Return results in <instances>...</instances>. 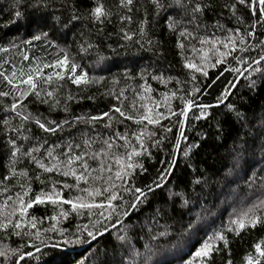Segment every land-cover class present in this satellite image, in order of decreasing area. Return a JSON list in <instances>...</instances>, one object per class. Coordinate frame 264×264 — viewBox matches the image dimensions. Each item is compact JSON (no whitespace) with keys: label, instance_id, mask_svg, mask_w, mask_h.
Returning <instances> with one entry per match:
<instances>
[{"label":"trees","instance_id":"obj_1","mask_svg":"<svg viewBox=\"0 0 264 264\" xmlns=\"http://www.w3.org/2000/svg\"><path fill=\"white\" fill-rule=\"evenodd\" d=\"M16 2L17 0H0V47L16 45L15 48L9 47L7 53L0 52V59L10 61L5 65L6 69L10 70L11 62L24 68L30 63L33 66L51 64L67 52L70 61L79 65L77 75L84 72L89 81L104 78L99 80V83L74 85L66 76L64 87L59 93L61 103L55 110H50L48 104L39 103L33 95H29L23 103L27 104L28 111L33 116H39L44 122L72 121L77 116H100L103 112H109L112 105L120 106L113 98L120 89H124L123 108L126 112H143L142 108L129 107L135 101L137 106L146 103L153 110L150 115L161 113L159 123L148 124L145 120L138 125L119 118L118 113L110 112V116L119 118L123 123L115 124L113 129H106L104 124L107 123V118L91 124L78 122L65 127L63 132L58 130L55 135L44 133L34 122H26L33 140L43 137L49 139L50 143H65L80 138L82 133L95 136L96 133L111 134L114 130L123 133L125 129L130 132H139L142 129L147 151H141L139 156H134L132 162L143 165L145 171L137 167L129 177L131 184L142 189L151 184L156 179L157 172L167 167L166 162L173 158V145L176 143L177 132L180 131L176 121L181 117L171 115L169 108L172 112H178L183 107L180 97L187 98L189 93L195 97L197 104L215 105L217 97L228 86L229 81L235 82L230 69L247 67L246 64H237L233 59V56L248 54L241 52L233 53V56H228L222 64L213 67L216 57L211 52L208 53V58L202 61L198 53L191 52L189 41L179 37V28L171 31L167 27L168 16L180 20L182 25L187 26L189 31L197 36L196 40L191 41L197 48L200 47L199 36L215 35L223 38L228 35V29L236 28L243 34L245 27L252 24V19L243 11L242 6H238L237 16L243 18V23H237L236 17L223 7V4L232 0H200L204 5L203 11L197 14V19L191 24L187 23L191 16L185 9L176 5L174 0H162L166 7L158 14H154L153 6L148 0H134L130 13L131 24L119 20V15L125 14V10L118 7V0H99L106 10L113 13L110 22L109 19L102 18L103 23L93 22L88 17L89 10L96 6L95 0H50L46 8L42 5L31 7L35 0H23L18 10L24 15L13 23V13L17 10L14 7ZM183 3L187 4L188 0H183ZM141 5L143 8L138 12L137 8ZM145 10L148 21L145 25L146 35L141 38L137 34L131 41L124 40L120 29L138 33V20L144 18ZM73 14L78 19L72 20ZM248 30L251 28L248 27ZM40 32L48 33L47 41L50 43H46L44 38L31 41V37ZM178 38L184 43V49L177 46ZM137 39L140 44L135 42ZM248 39L254 44H259L264 39V26L257 24L254 36ZM26 40L31 43L25 44ZM81 44L85 47L92 44L93 47L87 52H81ZM205 47L209 48L211 45ZM216 47L224 51L222 44H217ZM259 51V48L251 49L250 54L254 56ZM25 53L30 58L28 61L23 60ZM185 59L196 63L203 71L185 67ZM261 68L264 69V65H261ZM52 70L46 68L44 73ZM125 73L129 79L125 78ZM245 75L247 76V73ZM153 76L162 78L163 82L160 79H152ZM113 77L119 79L118 85L113 86L110 83ZM250 80L254 81V84H250ZM141 84L151 90L144 92L140 89ZM194 86L201 91L193 93ZM0 90L7 89L0 85ZM138 91L142 93L141 98L135 95ZM173 92L177 93L176 97L171 96ZM67 94H71L73 99L67 101L65 112L64 97ZM165 95L168 97L167 101ZM0 102L10 103L11 98H0ZM156 104H159V107H156ZM227 104L234 105L235 111L230 112L225 106ZM225 105L206 109L208 115L201 119L195 118L200 115V110L197 107L190 108L184 132L187 139L181 142L174 171L166 182L167 186L146 193L147 198H142L143 203H139L120 226L90 243L71 247H48L38 257H26L24 264H127V259L132 257L133 248L141 253L135 257L136 264H184L186 260L191 259L192 253L204 240L215 231L225 229L234 214L245 210L258 197L264 196V182L261 180L264 177V71L254 72L247 79L242 78ZM236 112L242 114V119L237 118ZM6 115L13 126L19 124V119L15 118L13 113L0 110V120ZM6 140L4 126L0 123V173H5L8 168ZM189 144L196 147L191 148L188 155L184 156L183 150ZM136 147L139 148V145ZM162 161L165 163L162 164ZM25 166L33 167L27 165L26 160L18 165ZM30 175L35 176V172H30ZM49 175L54 180L75 184L74 178H65L56 173H41V179L47 181ZM194 180H199L200 183L193 184ZM5 183L10 187L7 194H14L18 190L11 188L12 182ZM96 186L107 185L98 181ZM2 187L4 185L0 184V188ZM31 187L29 197L32 199H35L42 189L45 193L51 190L50 185L41 184L35 179L31 181ZM84 187L88 185L81 181L79 188ZM57 188L62 189L63 200L73 198V203L79 202L74 199L77 196H83L86 203H101L111 192L110 189L109 193L103 196L89 197L75 188L71 191L64 189L62 183L57 185ZM170 190L185 193L191 212L180 206L178 198H169ZM7 194L0 192V200ZM119 194L123 199L113 203L121 204L132 199V194L124 193L122 189ZM105 209L93 208L92 219L99 218V213ZM88 211L79 208L74 210L71 204L62 201L54 204L45 199L44 203L34 204L29 209V218L36 217L39 221L37 228L41 229H50L53 225L57 229H74L77 224L89 222ZM62 212H67L68 215L65 217L61 215ZM53 215L57 217L56 220L48 219ZM190 222H195L193 231H185ZM101 223L107 221L101 218ZM112 223H115V220ZM165 224L169 225L168 235L152 241L150 236L164 231L162 226ZM224 234L228 241L227 247L223 241L217 242L219 251L212 254L211 264H227L229 260L232 264H243L245 254L255 255L254 243L264 240V222L255 227L248 225L239 233L225 230ZM47 235L54 240L58 238L54 231H49ZM117 235H126L127 239L117 240ZM21 243L25 244V250H32L28 246L27 238L21 241L20 237L6 236L0 232V247H18ZM146 244L151 248L150 252H146ZM0 264H4L3 258H0ZM9 264H12L11 260Z\"/></svg>","mask_w":264,"mask_h":264},{"label":"snow or ice","instance_id":"obj_2","mask_svg":"<svg viewBox=\"0 0 264 264\" xmlns=\"http://www.w3.org/2000/svg\"><path fill=\"white\" fill-rule=\"evenodd\" d=\"M134 0H118V7L125 10V14L119 15L120 21H127L128 24L132 23V17L130 13L132 12V5ZM23 0H17L14 7L17 9L14 11L13 23L19 20L24 13L18 10L20 4ZM50 0H35V3L30 5L31 7H36L37 5H42L43 7H48ZM148 3L153 6L154 14H158L165 9V4L162 0H148ZM174 3L179 7L185 9L191 16V19L187 22L191 24L197 19V14L203 11L204 5L200 0H188V3H183V0H174ZM96 6L92 7L88 12V17L93 20V22L103 23V19H109L113 15L112 12L106 10L104 6L95 0ZM242 6L243 11L247 14L249 18L252 19V24L245 27L243 34L239 28L228 29V35L223 38L217 37L215 35L211 36H199L198 43L199 48L195 44L191 43L192 40H196L197 36L193 32H190L187 26L181 24L180 20H175L172 16L167 18V27L171 31H176L179 28V37H183L185 41H189L188 47L191 48L192 53H198L201 56V60L208 58V53L211 52L215 57L216 65L222 64L228 56H233V53L241 52L248 53L244 56H233L237 64L244 65L247 67H233L230 71L233 72V79L235 81H240L241 78L247 79L251 77L254 72L264 71L261 65H264V39H262L259 44H254L248 38L253 37L255 33V28L257 24L264 26V0H232L230 3L223 4L224 8H227L233 16L236 17L237 23H243V18L237 16V8ZM143 5L137 8V11H141ZM258 17V19H256ZM72 20L78 19V17L73 14ZM147 21V11H144V18L138 20V33L129 32L125 28H121L120 31L123 33V39L126 41H131L135 35H139L143 38L146 35L145 25ZM248 27L251 30H248ZM47 32H40L31 37V41H39L44 38L47 41ZM31 41H24L25 44H30ZM140 44V40L135 41ZM150 43V41H149ZM217 44H222L224 51H221ZM205 45H211V47L206 48ZM177 46L184 49L185 45L179 38L177 41ZM9 47L15 48L16 45L12 44ZM9 47H0V52L7 53ZM92 44L80 45L81 52H87L89 48H92ZM259 48L260 51L256 55H251V49ZM30 58L25 53L23 54V60L28 61ZM103 59V57H101ZM8 59H0V85L7 90H0V98H11L10 103H3L2 108L5 112H11L14 114L15 118L19 119V124L15 126L12 125L10 119L6 115L0 123L4 126L5 135L7 137L6 144L8 146V168L5 173H0V184L4 187L0 188V192L5 194L9 193L10 187L5 182H12L11 188L18 189L14 194H7L0 200V232H3L6 236H16L20 237L21 241L27 238L28 246L32 250H25V244L21 243L18 247H0V258H3L4 264H9L11 260L12 264H24L25 258H32L33 256H39V254L48 247H71L80 245L83 243H90L95 241L97 237L102 236L104 233L108 232L109 229H116L117 225L122 224L123 218L127 217L129 213L136 209L139 203H143V199H146V193L152 192L155 189H159L162 186L166 187V181L169 180L171 173L174 171V166L176 164L175 154L176 151L181 147V141L186 140L187 137L183 135V125L185 124V118L189 109L191 107H197L200 110V115L196 116V119H201L208 115L206 109L213 107V105H206L203 103H195V97L189 93L188 97H180L183 107L178 112H172L169 108V113L171 115H178L181 119L176 121V124L180 126V131L176 135V143L173 145L172 159L168 160L167 167L162 171H158L156 174V179L151 182V184L145 185L144 188L135 187L130 183L129 177L132 175V170L139 167L142 171L143 165H137L133 163V157L139 156L141 151H147L144 147L143 142V130L129 131L125 129L122 133L118 130L112 131L111 134L96 133L95 136H89L82 133L81 137L78 139H72L65 143H50L49 139L43 137H33L30 134V130L26 127V122H34L39 129L44 133H51L55 135L57 131H64L65 127L74 125L78 122L84 123H94L98 120H103L107 118V123L104 124V128L113 129L115 124L123 123L119 118H124L128 121H133L136 124H141L143 121H147L148 124H157L161 118V113H155V115H150L149 113L153 110L145 103L142 105H136L133 101L129 107L130 108H142L143 112L138 114H130L126 112L123 108V102L125 98L124 89H120L118 94L113 96L120 106L112 105L109 112H103L100 116L92 117H82L77 116L72 121L62 120V121H52L47 120L42 121L39 116H33L28 111L27 104L23 103L29 95H33L39 103L48 104L50 110H55V108L60 105L61 101L59 99L60 89L64 87L63 81L67 76V79L71 81L74 85L89 84V83H99V80L104 79L103 77L89 81L87 74L80 72L78 75L77 69L79 65L75 61H70L67 52H64L60 59L54 60L51 64H36L33 66L31 63L27 68L23 66L17 67L15 62H11V68L6 69L5 65L9 64ZM185 67L192 68L195 71L202 72L203 69L197 66L196 63L189 62L185 59ZM53 69L48 73H44V69ZM59 68V71L55 69ZM67 69V72H65ZM247 73V76L245 75ZM207 75L206 72H203ZM139 75V74H138ZM223 75V73H221ZM125 78L129 79L125 73ZM141 79L143 76L141 75ZM152 79H163L160 77L153 76ZM193 79L195 77L193 76ZM219 79V77H217ZM113 86L119 84V79L113 77L110 82ZM179 83V81H177ZM250 84H254V81H249ZM237 85L232 81H229L228 86L217 97V105H225L231 91ZM140 89L144 92L150 91L149 87L145 84L140 85ZM201 91L198 87H193V93H199ZM137 98H141L142 93L137 92ZM172 97H176L177 93H171ZM73 96L67 94L64 97V111L67 112V101L72 100ZM89 99H92L89 97ZM168 97L165 95V100ZM227 109L232 112L235 111V107L232 104L225 105ZM159 107V104H156ZM110 112L118 113L119 118L110 116ZM238 119H242V114L236 112ZM171 129H167L170 131ZM11 133L12 135H9ZM26 142V143H25ZM139 145V148L136 145ZM196 147V145L189 144L187 148L183 150L184 156L188 155L191 148ZM122 150V151H121ZM27 161V165L33 166L29 168L18 167L19 164ZM165 163L164 161L161 162ZM115 166V171H113ZM30 172H35V176L30 175ZM41 173H56L62 175L65 178L72 177L75 180V184H69L66 181L54 180L51 175H49L48 180L41 179ZM106 174V175H105ZM35 179L40 181L41 184L50 185L51 190L45 193L43 189L40 193H37L35 199L29 197V193L32 191L31 181ZM264 182V177L261 178ZM83 181L88 187L79 188L80 182ZM102 182L106 184V187H98L97 182ZM117 181L120 183L118 184ZM63 184L64 189H77L78 192L86 193L89 197L103 196L105 193L111 192L109 195L105 196V201L101 203H86L84 202L83 196H77L74 199L79 201L78 203H73V198L63 200L61 196L62 189H58L57 185ZM199 180H194L193 184H199ZM127 185V186H125ZM251 187V184L249 185ZM124 193H131L132 199L121 204H115L114 201L122 200L123 197L120 195V190ZM173 197L180 200V206L185 208L187 211L191 212V208L188 207L189 200L186 198L184 192H172L169 191V198ZM45 199L50 200L52 203H57L62 201L66 204H71L72 208L75 209H88L89 222L77 224L74 229H57L55 225L50 229L37 228L36 217L29 218V209L32 208L34 204H42ZM105 209L99 213V218L92 219L94 213L92 209ZM162 211V210H160ZM61 215L67 216V212H62ZM101 218L106 220L107 223L102 224ZM51 220H56L57 217L53 215ZM197 219H199V214H197ZM115 220V223L112 221ZM180 221H178L179 223ZM264 222V196L258 197L252 204L247 206L245 210L240 211L232 216L228 224L225 226L224 230L215 231L211 236H209L202 245L197 248L192 253V258L184 262V264H211V256L214 252L219 251L218 243L223 241L224 246L227 247L228 241L226 238L225 230L239 233L240 230L244 229L246 226L250 225L255 227L258 223ZM195 222H190L185 229V231H193V224ZM164 231L157 232L155 235H151L150 239L156 241L158 238H164L168 235L169 225L165 224L162 226ZM34 229L35 231H30ZM49 231H54L57 239H53L48 236ZM115 234V233H114ZM117 240L125 241L127 239L126 235H117ZM264 240L261 242L254 243L253 247L255 250V255L252 253H247L243 257V264H264ZM146 252H150L151 248L148 244L145 245ZM141 253L133 248L132 257L127 259V264H136L135 257L140 256ZM84 264V262H81ZM227 264H232L231 260Z\"/></svg>","mask_w":264,"mask_h":264},{"label":"water","instance_id":"obj_3","mask_svg":"<svg viewBox=\"0 0 264 264\" xmlns=\"http://www.w3.org/2000/svg\"><path fill=\"white\" fill-rule=\"evenodd\" d=\"M241 79H242V78H241ZM234 83H235L236 85H238L239 81H235ZM235 88H236V87H235ZM235 88H234V89H235ZM234 89H233V90H234ZM233 90L231 91V93L233 92ZM231 93L229 94V96L231 95ZM229 96H228V97H229ZM227 99H228V98H227ZM226 101H227V100H226ZM226 101H225V102H226ZM214 106H220V105L215 104V105H213V107H214ZM190 111H191V109H189V112L187 113V116H186V118H185V124H184V127H183V135H184V132H185V129H186V124H187L188 115H189ZM181 142H182V141H181ZM179 150H180V149H179ZM179 150H177L176 161H177V158H178ZM166 182H167V181H166ZM166 182H165V183H166ZM162 187H163V186H162ZM133 211H134V210H132V211L129 213V215H128L127 217H124V218H123V222H124L129 216H130V214H131ZM123 222H122V223H123ZM120 225H121V224H120ZM120 225H117L116 227H118V226H120ZM112 230H113V229H109V231L106 232V233H104L103 235L109 233V232L112 231ZM103 235H102V236H103ZM100 237H101V236L97 237V239L100 238ZM97 239H96V240H97Z\"/></svg>","mask_w":264,"mask_h":264}]
</instances>
